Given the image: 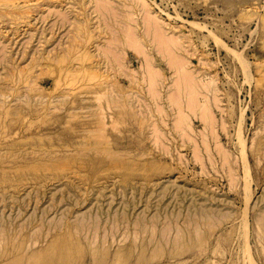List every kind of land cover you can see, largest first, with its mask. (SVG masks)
<instances>
[{
  "label": "rangeland",
  "instance_id": "374dc122",
  "mask_svg": "<svg viewBox=\"0 0 264 264\" xmlns=\"http://www.w3.org/2000/svg\"><path fill=\"white\" fill-rule=\"evenodd\" d=\"M145 1L0 0V264H264V0Z\"/></svg>",
  "mask_w": 264,
  "mask_h": 264
},
{
  "label": "bare ground",
  "instance_id": "6f19581e",
  "mask_svg": "<svg viewBox=\"0 0 264 264\" xmlns=\"http://www.w3.org/2000/svg\"><path fill=\"white\" fill-rule=\"evenodd\" d=\"M1 1H3V0H1ZM132 1H136L137 3H139V4H140L145 10H146V8H147V6H148V5H147V2H146L145 0H132ZM11 2H12V1H11ZM15 2H16V1H15ZM24 2L26 3V1H24ZM4 3H6V2H4ZM4 3H3V4H4ZM9 3H10V1H9ZM60 3H61V2H60ZM62 3H63V2H62ZM131 3H132V2H131ZM15 4H17V2H16ZM151 4H152V3H151ZM0 5H1V3H0ZM8 5L11 6V4H8ZM13 5H14V4H13ZM13 5H12V6H13ZM134 5H136V4H134ZM257 5H258V4H257ZM61 6H62V5H61ZM136 6H137V5H136ZM149 6H151V5L149 4ZM149 6H148V7H149ZM4 7H6V6H4ZM145 7H146V8H145ZM259 7H260V6H259ZM259 7H258V8H259ZM6 8H8V7H6ZM6 8H5V9H6ZM16 8H17V7H16ZM26 8H27V7H26ZM102 8H103V7H102ZM149 8H150V7H149ZM149 8H148V9H149ZM252 8H253V7H252ZM255 8H257V7H255ZM23 9H25V8H23ZM133 9H135V8H133ZM151 9H152V8H151ZM248 9H249V13H250V8H248ZM248 9H247V10H248ZM261 9H262V7H261ZM261 9H260V10H261ZM29 10H30V9H29ZM135 10H136V9H135ZM251 10H252V9H251ZM257 10H258V9H257ZM148 11H149V10H148ZM152 11H153V9H152ZM262 11H263V10H262ZM20 12H21V11H20ZM25 12H26V11H25ZM150 12H151V11H150ZM246 12H247V11H246ZM253 12L255 13V11H253ZM14 13H15V12H14ZM18 13H19V12H18ZM247 13H248V12H247ZM26 14H27V13H26ZM135 14H136V13H135ZM148 14H150V13L148 12ZM152 14H153V12H152ZM17 15H18V14H17ZM144 15L146 16V14H144ZM144 15H143V16H144ZM153 16H154V15H153ZM155 16H156V15H155ZM155 16H154V17H155ZM157 16H158V15H157ZM28 17H29V16H28ZM127 17H128V16H127ZM146 17H150V16L147 15ZM154 17H153V19H154ZM143 18H145V17H143ZM159 18H160V17H156V19H159ZM163 21H164V20H163ZM156 22H157V20H156ZM156 22H155V21H154V22H151V24H153L154 26H156V27L153 28V31H155L154 29L157 30V29L160 28L157 24H155ZM158 22H160V21H158ZM130 23H131V22H130ZM139 24H140V23H139ZM158 24H159V23H158ZM162 24H163V23H162ZM162 24H161V25H162ZM189 24H192V23L190 22ZM163 25H164L165 28H166V25H165V24H163ZM135 26H136V25H135ZM158 27H159V28H158ZM145 29H146V28H145ZM173 29H174V28H172L171 30H173ZM139 30H140V29H139ZM165 30H166V29H165ZM176 31H177V29H176ZM130 33H131V32H130ZM154 33H155V32H154ZM163 33L165 34L164 31H163ZM250 33H253V32H250ZM127 34H128V33H127ZM137 34H138V32H137ZM157 34H158V33H157ZM172 34H173V33H172ZM85 35H86V34H85ZM90 35H92V34H90ZM140 35H141V34H140ZM140 35H138V36H140ZM153 35H154V34H153ZM158 35H159V34H158ZM166 35H168V33L165 34V36H166ZM79 36H80V35H79ZM149 36H151V35H149ZM155 36H157V35H155ZM85 37H87V36H84V40H85ZM120 37H121V36H120ZM140 37H141V36H140ZM169 37H170V36H169ZM87 38H88V37H87ZM121 38H122V37H121ZM149 38H150V37H149ZM157 38H158V37H157ZM170 38H172V37H170ZM80 40H81V39H80ZM109 40H110V39H109ZM115 40H116V39H115ZM130 40H132V39H130ZM149 40H151V39H149ZM170 40H171V39H170ZM81 41H82V40H81ZM133 41H135V40H132V42L130 41V45H128L129 43H127V45L130 46V48L133 49V50L136 49V50H137V53H139V52H138V51H140V49H139V48H140V47H139V43L136 42V43H138V44L136 45V44L133 43ZM151 41H152V40H151ZM77 42H78V41H77ZM105 42H106V41H105ZM115 42H116V41H115ZM118 42H119V41H118ZM159 42H160V41H159ZM169 42H170V41H169ZM80 43H81V42H80ZM123 43H125V42H123ZM145 43H146V42H145ZM163 43L166 45L165 42H161V43H159L160 45H158L159 47H160V46L163 47V49H161V51L163 50V51H162L163 54H162V52H161V55H164V52H165V51H168V50H166L167 45H166V47H165V46L162 45ZM73 44H74V43H73ZM73 44H72V46H74ZM77 44H79V43H77ZM83 44H84V43H83ZM176 44H177V43H176ZM132 45H134V46L136 45L138 49H137V48H134V46H132ZM80 46H81V45H80ZM108 46H109V45H108ZM145 46H146V45H145ZM176 46H177V45H176ZM81 47H82V46H81ZM146 47H147V46H146ZM146 47H145V48H146ZM81 49H82V48H81ZM105 49H106V48H105ZM128 49H129V48H128ZM146 49H147V48H146ZM167 49H168V47H167ZM67 50H68V49H67ZM74 50H76V49H74ZM79 50H80V49H79ZM136 50H135V54H136ZM143 50H144V49H143ZM161 55H160V56H161ZM165 56H167L166 53H165ZM165 56H164V57H165ZM170 56H171V55H169V56H167V57L165 58V59L168 58V59H167V64H168V60H169V62H171V60H173V61L175 60V59H170V58H171ZM48 57H49V56H48ZM51 57H52V56H51ZM59 57H61V55H60ZM161 57H163V56H161ZM164 57H163V58H164ZM61 58H62V57H61ZM145 58H146V57H145ZM172 58H174V57H172ZM92 60H94V59H92ZM95 61H96V60H95ZM173 61H172V62H173ZM172 62H171V63H172ZM61 63H62V62H61ZM63 63H64V61H63ZM89 63H90V62H89ZM92 63H93V62H91V64H92ZM171 63H170V64H171ZM245 63H246V62L244 61V64H245ZM181 64H182V63H179L180 66H181ZM62 65H63V64H62ZM168 65H169V64H168ZM91 66H92V65H91ZM183 66H184V65H182L181 67L183 68ZM94 67H95V66H94ZM99 67H100V66H99ZM90 68H91V67H90ZM96 68H97V67H96ZM181 70H182V69H181ZM183 71H184V70H183ZM186 73H187V72H185L184 74H186ZM115 74H116V73H115ZM187 74H188V76H190L189 73H187ZM187 74H186V75H187ZM190 74H191V73H190ZM194 74H195V73H194ZM96 75H97V74H96ZM201 75H202V73H201ZM204 75H205V74H204ZM153 76H154V75H153ZM91 77H92V76H91ZM94 77H97V76L94 75ZM94 77H93V78H94ZM99 77H100V76H99ZM190 77H193V75H191ZM198 78H199V77H198ZM200 78H201V77H200ZM209 78H210V77H209ZM194 79H196V78L194 77ZM212 79H213V78H212ZM182 81H183V80H182ZM190 81L193 82L194 85H195L196 82H194V81H196V80H190ZM198 81H199V80H198ZM183 82H185V81H183ZM183 82H182V84H183ZM113 84H114V83H113ZM113 84H112V85H113ZM186 84H188V85L190 84V88H188L189 86H187ZM191 84H192V83H190V82L188 81V79H187V83H185V84H183V85H185V87H187L186 89H190L191 91H193V86H192L193 84H192V85H191ZM206 84H208V83H206ZM114 85H115V84H114ZM209 85H210V84H209ZM35 86H36V85H35ZM108 87H109V86H108ZM151 87H152V86H151ZM98 88H100V87H98ZM194 88H195V87H194ZM196 88H197V87H196ZM202 88H203V87H202ZM194 91H195V89H194ZM214 91H215V90H214ZM104 93H105V92H104ZM155 94H156V93H155ZM96 96H97V95H96ZM101 96H102V95H101ZM123 96H124V95H123ZM97 97H98V96H97ZM167 98H168V97H167ZM211 98H212V97H211ZM98 100H99V99H97V101H98ZM100 100H101V99H100ZM108 100H110V99H108ZM215 100H216V99H215ZM105 101H106V100H105ZM109 102H110V101H109ZM109 102H108V103H109ZM121 103H122V102H121ZM128 103H129V102H128ZM168 103H169V102H168ZM176 103H177V102H176ZM214 103H215V102H214ZM181 104H182V103H180V105H181ZM186 104H188V102H187ZM194 104H195V103H194ZM194 104H193V105L191 104L190 107H196V105H194ZM111 106H112V102H111ZM208 106H209V105H208ZM99 107H100V106H99ZM187 107H188V105H187ZM199 107H200V106H199ZM206 107H207L206 105H205V107H204V105H202V107H201V109H200V115H201L203 112H204L203 115L206 114ZM109 108H110V107H109ZM112 108H114V107H112ZM127 108H128V105H127ZM202 108H203V109L205 108L204 111H203ZM121 109H122V108H121ZM192 109H193V108H192ZM197 109L199 110L198 107H197ZM110 110H111V109H110ZM119 110H120V109H119ZM201 111H202V113H201ZM208 112H209V110L207 111V113H208ZM208 114H209V113H208ZM208 114H207V115H208ZM241 114H242V113H241ZM207 115H205V118H203L204 116H202V115H201V117H202V120H203L204 124L209 126V125L211 124V116H208V117H210V118H208ZM241 119H242V118H241ZM113 120H114V119H113ZM209 123H210V124H209ZM114 124H115V123H114ZM112 125H113V124H112ZM179 125H180V124H179ZM212 125H213V124H212ZM180 126H181V125H180ZM239 127H240V125H239ZM175 128H176V127H175ZM209 128H210V127H209ZM177 129H178V128H177ZM173 130H174V129H173ZM238 130H239V129H238ZM182 131H183V130H182ZM210 131H211V130H210ZM240 131H241V130H240ZM213 132H214V131H213ZM238 132H239V131H238ZM240 134H241V132H240ZM207 135H208V133H207ZM180 136H181V135H180ZM239 136H240V135L238 134V138H240ZM241 138H243V137H241ZM239 140H240V139H239ZM244 143H245V142H244ZM240 144H241V143H240ZM97 145H98V144H97ZM244 145H245V144H244ZM241 148H242V147H241ZM219 149H220V148H219ZM242 149H243V148H242ZM242 149H241V150H242ZM92 151H93V150H92ZM95 151H97V150H95ZM216 151H217V150H216ZM121 152H122V151H121ZM123 152H124V151H123ZM241 152H242V151H241ZM243 152H244V151H243ZM243 152H242V153H243ZM242 153H241V154H242ZM97 154H98V153H97ZM113 154H114V153H113ZM122 154H123V153H122ZM192 154H194V153H192ZM106 155H107V154H106ZM116 155H117V154H116ZM244 155H245V153L243 154V156H244ZM110 156H111V155H110ZM223 156H224V155H223ZM243 156H242V158H243ZM193 158H194V157H193ZM221 158H222V157H221ZM244 158H245V156H244ZM245 159H246V158H245ZM196 162H198V161H196ZM244 162H245V161H244ZM246 164H247V163H246ZM246 164H245V165H246ZM245 168H246V167H245ZM246 169H247V168H246ZM243 170H244V169H243ZM247 172H248V170H247ZM245 188H246V187H245ZM246 191H247V190H246ZM247 203H248V202H247ZM138 221H140V220H138ZM245 225H246V224H245ZM199 228H200V227H199ZM263 228H264V227H263ZM147 229H149V228L147 227ZM40 230H42V229H40ZM190 230H191V229H190ZM244 230H245V229H244ZM85 231H86V230H85ZM163 231H164V230H163ZM162 233H163V232H162ZM184 233H186V232H184ZM246 234H247V233H246ZM193 236H194V235H193ZM246 237H247V235H246ZM186 239H187V237H186ZM186 239H185V240H186ZM245 240H246V239H245ZM174 241H175V239H174ZM186 241H187V240H186ZM186 241H185V242H186ZM245 242L247 243L248 241L246 240ZM174 243H175V242H174ZM246 243H245V244H246ZM84 244H85V243H84ZM152 244H153V242H152ZM170 244H171V243H170ZM85 245H86V244H85ZM162 246H163V245H162ZM245 246H246L245 248H247V244H246ZM91 247H92V246H91ZM153 247H154V246H153ZM154 248H155V247H154ZM243 250H244V249H243ZM245 250H246V249H245ZM247 250H249V249H247ZM156 251H157V250H156ZM249 251H250V250H249ZM169 253H170V252H169ZM247 253L250 254V252H247ZM249 254H248V256L250 257ZM252 264H253V263H252Z\"/></svg>",
  "mask_w": 264,
  "mask_h": 264
}]
</instances>
